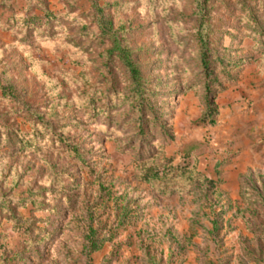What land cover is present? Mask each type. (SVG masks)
<instances>
[{
  "label": "rangeland",
  "instance_id": "1",
  "mask_svg": "<svg viewBox=\"0 0 264 264\" xmlns=\"http://www.w3.org/2000/svg\"><path fill=\"white\" fill-rule=\"evenodd\" d=\"M31 1L0 0V264H264V127L248 96L218 102L264 52V0ZM166 158L202 175L137 178Z\"/></svg>",
  "mask_w": 264,
  "mask_h": 264
},
{
  "label": "trees",
  "instance_id": "2",
  "mask_svg": "<svg viewBox=\"0 0 264 264\" xmlns=\"http://www.w3.org/2000/svg\"><path fill=\"white\" fill-rule=\"evenodd\" d=\"M37 3L39 4L40 1L36 0ZM36 1H31V2H36ZM50 15L49 11H44V12H39V11H33V10H29L28 14L26 15H22L21 18H19L18 22H28V24H32V23H39L41 20H45L48 18V16ZM217 59L223 61V58L221 57H216ZM128 64H130L131 66V70L133 71L134 74V80H137V75L135 74L136 69L134 67V65H132V61L129 57L126 58ZM228 62V61H227ZM243 61H237L236 64L238 63H242ZM202 63L205 66L204 68L207 69L210 66L209 60L207 58V55L204 54L202 57ZM224 65L223 68L220 69V71L224 72V74H226L229 70V67L225 66L227 65V63H222ZM259 67L264 68V52L260 53V57H259V63H258ZM235 71V70H233ZM233 71H231L233 73ZM227 75V74H226ZM235 75L231 76V80L234 79ZM215 78V77H213ZM217 79L215 81V83H217ZM1 84V96L4 97H8L10 99H14V93L12 92L11 89V84L7 83L8 85H4V83L0 82ZM211 87L210 84L208 83L206 85V89L208 90V97H207V106H208V113L206 114V116H210V114L213 113H217V106L216 103L214 101V93H211ZM135 89L137 90V86L135 87ZM213 90V89H212ZM136 99V103L139 104L140 100L138 99L139 97V93L136 94L135 96ZM142 106V105H140ZM209 123L214 124L216 123V119L214 117H209ZM171 161L170 158H166L165 160L163 159L161 161V163L156 164V163H150L148 165H143L140 164L139 166V172L137 174V178L145 181L147 183H149L150 185H152L154 187V189L156 190V192L160 193V194H168V193H179L180 191L184 190L185 188H187V186L189 185L190 181L194 178L199 177L200 175H202L201 171L198 170H194L192 168H189L188 166H184V164H175V165H171L168 164ZM164 178V179H162ZM260 204L262 205V208H264V195L262 197V200L260 202ZM87 233H85V238H86V243H85V247L86 250L92 251L95 248H98L100 246V241H97L96 239V235L94 234V227L92 226L91 222H87ZM106 262H109V260H107ZM158 264V263H156Z\"/></svg>",
  "mask_w": 264,
  "mask_h": 264
},
{
  "label": "crops",
  "instance_id": "3",
  "mask_svg": "<svg viewBox=\"0 0 264 264\" xmlns=\"http://www.w3.org/2000/svg\"><path fill=\"white\" fill-rule=\"evenodd\" d=\"M259 63V58L256 59L255 61H251L250 64H248L249 67H251L252 73H248V68L244 67L242 68V70L239 72V77L238 79L231 84L230 87L226 88L225 90L222 91V93L220 94V98L221 101L219 102V106L225 104V102H229V100L231 101L232 99H236V98H240L241 95L243 96H248V98H251L252 104H254V108H252L253 106H251L249 109L250 111L252 109L253 112H255V114H250L249 116L251 117H260L259 118V125L264 127V85L261 86H257L258 81L260 80V82H264V68L259 67L258 65ZM246 66V65H245ZM255 82L254 85L256 86H252V84H250L251 82ZM234 88V89H232ZM229 99V100H228ZM236 103H240V102H233L231 103V110L229 109L228 106L225 107H219L220 110V117L222 115H224L225 113L228 114L227 119H223L225 120V122H228L227 124H236V120L234 117V112L233 110L235 109V104ZM222 109V110H221ZM242 114H246L247 111L242 110L241 111ZM251 112V113H253ZM230 115V117H229ZM240 115V114H239ZM241 116V115H240ZM262 122V124H261ZM240 123V122H237ZM253 123V122H252ZM257 125L256 122H254L253 126ZM243 127V126H242ZM251 132V131H250ZM230 137H232L234 140V142H236V140H240L241 144L243 145V143H246V148L244 149L242 147V149L240 151H238V153L232 157L231 162L229 164H227L226 166H235L236 167V171H241L244 169V167L246 166L245 161L242 159L244 156H246L248 153H251V149H250V136L247 134H243V135H239L237 136L238 139H234L236 137H234V135H228ZM242 157V158H241ZM239 158V159H236ZM152 261L151 262H144V260H142L145 264H156L153 260V258L151 257ZM140 264V263H139Z\"/></svg>",
  "mask_w": 264,
  "mask_h": 264
}]
</instances>
